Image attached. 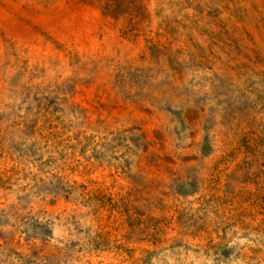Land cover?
<instances>
[{
	"label": "rangeland",
	"instance_id": "1",
	"mask_svg": "<svg viewBox=\"0 0 264 264\" xmlns=\"http://www.w3.org/2000/svg\"><path fill=\"white\" fill-rule=\"evenodd\" d=\"M0 264H264V0H0Z\"/></svg>",
	"mask_w": 264,
	"mask_h": 264
}]
</instances>
